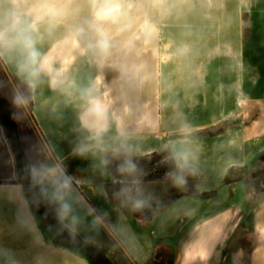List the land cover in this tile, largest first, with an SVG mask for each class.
Wrapping results in <instances>:
<instances>
[{"label": "rangeland", "instance_id": "374dc122", "mask_svg": "<svg viewBox=\"0 0 264 264\" xmlns=\"http://www.w3.org/2000/svg\"><path fill=\"white\" fill-rule=\"evenodd\" d=\"M14 1L26 13V18L32 20L35 24L33 28L42 33L44 39L56 43L58 32L69 36L70 40L65 45H61L54 52L48 51V57L53 54L49 60L52 65L43 70V74L49 81L54 77L52 89L78 72H88V69L92 70L94 75H100L102 84L100 78L97 79V84L93 83L100 91L104 85L103 76L109 81L105 76V72L109 73V70H113V77L118 79L122 69L125 74L124 82L127 84L129 107L123 111L126 112L123 116L118 108L109 109L107 103L99 97L108 107L109 117L108 128L99 138H104L105 133L109 135L111 132L116 140L115 136L128 133L127 145H115L110 151L103 149L100 155H91V149L95 150V147L79 148V155L87 152V157L81 158L82 155L80 158H73L76 162L74 168L78 170L79 163L83 166V172H80L83 181L78 186L64 173L63 160L56 156L48 140L39 132L31 114L33 100L30 103L28 88L25 85L31 84L10 73L0 57V92L12 104V118L17 124L22 150L28 161L25 162L50 208L46 209L47 212L57 216L59 205L63 202L68 203L70 207L74 206L79 216H68L62 223L81 240L98 248L112 264H134L120 238L138 245L141 241L148 264L151 260L150 264H172L173 238L158 239L155 235L157 231L175 233L176 230L189 226L191 221L187 224L178 216L174 226L172 218L161 216L152 223L151 216L168 208L180 196L187 195L182 189L184 183L176 184L177 175L184 176L187 187L195 186L197 194L191 195L195 202H205L209 192H215L224 185L223 179L220 181L215 173H202L192 164H197L199 168L204 167L199 160L203 155L204 161H207V151L204 148L208 142L205 137L216 136L223 130V126L206 129L201 127L205 123L200 119H192L188 124H179L180 128L175 133L159 131L153 124L162 118V109H157L154 105L158 104L161 96H165V88L160 84L162 75L170 70L178 73L185 67L199 72L201 68H205L206 60H213L216 54H221L222 44L232 41L233 35L238 32L243 49L241 68L245 90L251 98L264 100V0H111L112 3L120 5V14L114 21L95 19L94 3L99 0H63V7H58V11L54 7H57L55 0ZM98 30L106 33L110 44L108 54L103 58L87 48L89 36L90 41L95 43ZM223 48L229 49L225 46ZM59 51L69 55L71 60H56ZM59 69L64 71L57 75ZM31 79L40 99V81L34 77ZM143 98L144 102L140 108H134ZM116 103L119 104V100ZM83 104L79 120L84 127L82 115L87 107V100L84 99ZM167 111L169 112L166 115L173 116L174 109ZM182 114V110H176L175 120H180ZM231 120L234 119H230L232 124ZM121 121L127 122L128 132L123 134L119 126ZM109 123H112V126ZM80 129L83 133L82 127ZM83 138L92 140L97 137L90 131V135ZM136 139L140 142L141 149H134ZM55 141L60 143L57 138ZM260 157L250 167L234 168L233 178L236 182H241L243 189L246 180L251 185L259 181L261 187H264V163L260 162ZM178 159L186 165L185 168L177 167ZM173 166L175 169L168 172ZM20 171L10 141L0 128V185L20 184L22 187L21 192L19 188V193L24 199L23 188L32 207L31 197L38 201L36 189L27 187L30 181L24 175L20 177ZM195 177L196 180L193 179ZM253 191L251 189L249 192L253 198L262 195L254 194ZM105 193L112 198L113 203L109 204V201L103 198ZM236 197L239 198V194ZM137 200L142 201L140 207L135 206ZM233 200L235 196L231 192L223 191L216 201L222 203ZM24 202L26 204L25 199ZM187 205L189 201L184 200L181 207ZM112 211L123 212L126 216H111ZM0 214L3 229H16L15 224L19 219L22 220L21 216H27L20 201H12L8 195L1 193ZM4 215L15 216L3 217ZM33 215L46 242L58 252L59 261H63V264H88L68 249L56 248L53 244L65 246L69 245L70 241L62 235H57L54 236L57 240L54 242L34 211ZM72 217L77 218L75 223H72ZM248 224L249 221L244 222V225ZM243 242V238L235 237L234 249H238ZM255 243L256 238L253 237L251 249ZM226 250L223 254L224 264H241L248 261L249 252L231 254L228 247ZM262 254L259 253L258 256L261 258ZM224 256L221 255L223 260Z\"/></svg>", "mask_w": 264, "mask_h": 264}, {"label": "crops", "instance_id": "0c3cea01", "mask_svg": "<svg viewBox=\"0 0 264 264\" xmlns=\"http://www.w3.org/2000/svg\"><path fill=\"white\" fill-rule=\"evenodd\" d=\"M43 1L48 2V0ZM15 2L14 0H0V30L7 26L6 14L15 11L26 24L32 26V35L36 41L35 47L42 59L49 56L48 51L52 47H56L58 50L62 45L59 41L60 36L65 37L68 34L58 32V40L56 43L54 42L55 44L50 39H44L42 33L33 28L35 24L32 20L26 18V13ZM54 2L57 5V7L54 6L56 11H58V7H63V0H55ZM11 35L9 34V36ZM90 39L89 36L88 43H94ZM2 42L4 49L0 48V57L8 71L29 81L32 86L31 114L38 125L40 134L48 140L56 156L63 160L64 173H67L76 185H81L83 178L80 172H83V166L79 163L78 170L76 167L74 168L76 162L73 158H80L82 155L81 158L87 157L85 155L87 152L79 155L80 153L77 152L79 148L92 146L95 147V150L94 148L91 149L93 152L91 155H100L103 149L110 151L115 145H122V143L127 145L128 140V133L123 134L125 131L128 132L127 122L122 121L119 126L123 136H115L117 137L116 140L113 139L111 132L109 135L105 133L104 138L84 140L83 137L90 135V130L85 126L83 127L79 120L80 110L84 106V104L82 105L83 100H86L85 89L94 88L93 95L101 97L109 109L118 108L120 115L123 116L126 113L123 111L129 107L127 84L123 78L124 72L122 73L121 69L118 79L113 77V70H109V73L105 72L109 81H106L103 76L104 85L100 91V88L94 87L93 83L97 84V79L100 78V84H102V79L99 74L94 75L90 69L88 72L82 74L78 72L71 78L65 79L64 83L55 85V89H52L54 85L41 71L38 76L34 77L40 81V99H38L37 88L31 81L33 77L20 69V65L25 61L27 55L23 46L20 43H9L7 40ZM224 44L221 48L222 53L216 54L213 60L207 59L205 68H201L199 72L195 70L194 72L192 68L185 67L178 73L173 70L164 73L160 84L165 88V96H161L156 105L152 102L157 109H162V118L153 124L157 126L159 131L169 134L175 133L180 125L188 124L189 120L192 119H200L201 122L205 123L201 127H206V129L223 126V130L216 136L205 137L208 142L204 148L207 151V161H204L203 155L199 160V163L204 167L199 168L197 164H192L202 173H215L220 181L223 179L224 185L215 191L213 198L206 199L205 202H195L193 197L187 195L180 196L168 208L151 216L152 223H155L154 221L161 216L172 218L174 226L178 216L187 224L191 221L189 226L176 230L175 233L168 232L167 234L156 230L155 236L158 239L173 238L174 259L172 264H224L225 256L223 254L227 251V247L231 254L233 252L238 254L250 253L248 261L241 264H264V194L262 193L258 198H253L245 187L243 189L241 182L224 183V177L231 169L250 167L264 152V100L251 98L245 90L241 68L243 49H241L238 32L235 36L233 35L232 41H227ZM224 46L229 47V49L225 50ZM50 57H48V67L52 65L49 60L52 59L53 54ZM69 57V55L59 51L56 60L58 58V61L61 62L71 60ZM63 71L59 69L57 75ZM164 78H170V80ZM118 100L119 104L116 103ZM143 102L144 98L142 102L138 101L135 107L134 105L132 107L140 108L139 106ZM170 109H174L173 116L166 115L169 112L167 110ZM176 110H182L183 117L180 120H175L177 118ZM230 119H234L231 120L232 124ZM109 124L112 126V123ZM81 127L84 130L83 133L80 132ZM56 138L60 143H56ZM90 143L92 144L90 145ZM141 148L140 142L136 139L134 149ZM97 171L99 172V170ZM10 185L18 186V184H2L0 187ZM19 186L21 192L22 186ZM223 191L231 192L235 196V200L218 203L220 193ZM22 193L27 204L22 197V205L27 216H21L23 221L19 219V222H16L15 225L18 229H3L0 219V264H63V261H59L57 257L58 252L51 248L44 239L43 232L38 227L33 215V206L30 207L28 196L23 188ZM238 194L239 198L236 197ZM103 198L107 199L109 204L113 203L112 198H109L107 193ZM184 200H188L189 205L181 207ZM6 216L14 217L15 215H4L3 217ZM68 216H79L74 206L70 207ZM111 216H126V214L112 211ZM247 221L249 224L244 225V222ZM235 237L244 240L238 249H234L236 247L234 244ZM253 237L256 238V243L251 249ZM120 240L134 264H148L145 260L141 241L138 245V243L124 241L122 238ZM53 245L56 248L63 247L71 251L63 245ZM259 253H263L261 258ZM76 255L89 264L85 258L79 254ZM221 255L224 256V260Z\"/></svg>", "mask_w": 264, "mask_h": 264}, {"label": "clouds", "instance_id": "9594fccd", "mask_svg": "<svg viewBox=\"0 0 264 264\" xmlns=\"http://www.w3.org/2000/svg\"><path fill=\"white\" fill-rule=\"evenodd\" d=\"M120 14V6L116 3H112L111 0H99L94 3V17L98 21L115 20ZM7 15V26L0 30V41L9 43H20L23 49L26 51V59L20 65L22 72L28 73L31 77H36L41 71L47 69L48 64L45 59L41 58L40 53L37 51L35 44L36 41L32 35V26L26 24L15 12H9ZM9 34H12L9 36ZM87 47L92 49L94 53L103 58L107 56L110 47L109 39L104 31L98 30V38L95 43H88ZM99 80H97V83ZM94 88L85 89V98L87 100V107L82 115V123L86 128L92 131L97 138L101 136L108 128V109L98 96L93 95ZM179 156V154H177ZM185 164L177 160V167L180 169L185 168ZM177 185L185 183L183 175H177L175 177ZM67 187V185H64ZM61 200L63 197L60 198ZM142 201L137 200L135 202L136 207H140ZM70 205L63 202L59 205L57 211V219L63 222L69 215ZM76 217H72V223L76 222Z\"/></svg>", "mask_w": 264, "mask_h": 264}, {"label": "trees", "instance_id": "16d2710c", "mask_svg": "<svg viewBox=\"0 0 264 264\" xmlns=\"http://www.w3.org/2000/svg\"><path fill=\"white\" fill-rule=\"evenodd\" d=\"M28 88V93L30 96V103H32V89L31 86L26 83L25 84ZM0 128L4 132L7 139L10 141L12 150L14 152V155L16 157V160L20 167V177L23 175L28 178L30 182H28V185H32L36 189V194L38 196V201L43 204L45 209H50L47 202L45 201L44 197L42 196L41 191L36 186V182L34 180L33 174H31L29 166L27 164V160L25 158V155L22 150V145L18 133V128L16 122L12 118V104L10 100L3 95L0 92ZM25 160L27 162H25ZM260 162L264 163V155L260 157ZM174 166L168 171L174 170ZM234 169H231L224 177V183L225 184H231L233 182H236L234 180ZM193 179H197L196 177ZM245 188L247 192H250L251 189L255 191L257 194L264 193V187H261V182L256 181L254 185H251L248 180L245 181ZM264 184V181H262ZM17 184V183H13ZM20 185V184H18ZM183 191L187 195H195L197 194V190L195 186L187 187L186 182L182 186ZM207 199L213 198L215 196V192H212L206 195ZM51 216L53 217L55 221V226L51 228V231L53 232L52 239L55 240L54 236L62 235L65 237V239L70 241L69 245H65V247L69 248L71 251L75 252L76 254H79L83 258H85L89 263L91 264H112L109 262V260L105 257V255L94 245L85 242L80 239L79 236H77L74 232L69 230L62 222L58 221L57 216L55 213H52Z\"/></svg>", "mask_w": 264, "mask_h": 264}, {"label": "flooded vegetation", "instance_id": "af4514ba", "mask_svg": "<svg viewBox=\"0 0 264 264\" xmlns=\"http://www.w3.org/2000/svg\"><path fill=\"white\" fill-rule=\"evenodd\" d=\"M27 187L34 188L32 185H27ZM31 202L38 221H40L47 234L53 236V232L51 231V228L55 226L53 217L47 212L43 204L36 199L33 200V197H31Z\"/></svg>", "mask_w": 264, "mask_h": 264}, {"label": "bare ground", "instance_id": "6f19581e", "mask_svg": "<svg viewBox=\"0 0 264 264\" xmlns=\"http://www.w3.org/2000/svg\"><path fill=\"white\" fill-rule=\"evenodd\" d=\"M16 3V2H15ZM120 6V5H119ZM70 39H69V36H65V37H61L60 36V39H59V41H61V43H62V45H65L68 41H69ZM74 41V40H73ZM0 48L1 49H4V43L2 42V41H0ZM56 49V47H52L51 49H50V51H53L54 52V50ZM51 58V57H50ZM43 59H45L47 62H48V56H47V58H46V56L45 57H43ZM75 61V60H74ZM72 63V62H71ZM54 77L52 76L51 77V79H50V82L52 83V84H54ZM81 114V113H80ZM81 116V115H80ZM19 188H20V186L18 185V186H1L0 187V193H5L6 195H8L9 196V199L10 200H18V201H20L21 203H23V200H22V196H21V194L19 193Z\"/></svg>", "mask_w": 264, "mask_h": 264}, {"label": "built area", "instance_id": "2783aa9c", "mask_svg": "<svg viewBox=\"0 0 264 264\" xmlns=\"http://www.w3.org/2000/svg\"><path fill=\"white\" fill-rule=\"evenodd\" d=\"M253 193L255 194V191H253Z\"/></svg>", "mask_w": 264, "mask_h": 264}]
</instances>
